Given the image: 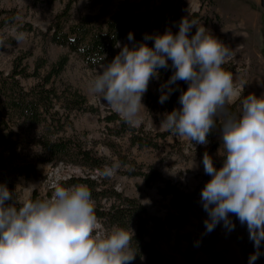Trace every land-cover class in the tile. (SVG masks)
<instances>
[{"label":"rangeland","instance_id":"1","mask_svg":"<svg viewBox=\"0 0 264 264\" xmlns=\"http://www.w3.org/2000/svg\"><path fill=\"white\" fill-rule=\"evenodd\" d=\"M125 0H110L107 6L114 11ZM146 2L147 11L155 10L160 0H128L131 3ZM64 0L45 2L43 0H0V8L12 10L15 18L11 24L4 20L0 23V73L2 76L10 73L12 62L20 55H25L24 62L32 71L37 61L44 65L39 72L43 76L49 70V65L61 57L66 50L54 45L48 39V29L53 16L62 10ZM97 5L89 0H77L72 5V15L88 14L96 11ZM145 7L142 9L144 10ZM157 18V15H156ZM182 18L202 24L211 35L235 52L233 58L222 67L233 74L234 80L246 82L243 96L254 94L264 96V0H185L179 18L174 21L155 20L140 40H128V34L118 41L114 49V57L124 45L132 47L145 43L150 47L151 39L144 37L163 34L171 31L176 34ZM193 27L189 36L195 33ZM167 69L160 68L159 78L151 79L146 93L155 94L166 81L164 77L174 71L171 61ZM102 65L87 68L76 56L69 55L64 70L53 79L52 84L61 92L68 89L77 92L84 98L83 109L71 111L66 120V111L59 108L62 129L55 123L46 131L40 127H22L23 134L18 149L13 155L0 148V184L5 185L8 179L13 180L14 199L23 195V188L29 184L37 185L34 192L36 199H47L51 195L50 184L59 179L65 181L71 176L89 175L91 178L106 177V182L123 194L138 200L147 213L155 218H165L174 213L169 204V196L159 194L163 182L174 184L185 194H193L195 203L188 210L187 223L178 231L162 237L157 242L159 261L157 264H249V256L256 251L249 239L246 224H241L236 216L230 214L234 229L229 231L223 222L217 224L213 231L208 232L204 221L208 219L207 212L202 207L201 189L211 177L204 172L202 159L207 153L214 167L219 169L223 164V148L221 133H214L207 138L206 144L190 143L172 133L160 128L164 114L168 113L160 102L146 103V93L142 97L145 106L141 130L150 146L138 148L129 140V134L116 136L112 129L116 123L106 122V117L113 112L101 100L90 96L86 90L87 82ZM104 66V65H103ZM20 84L30 89L37 81L34 77L19 79ZM188 87V85H187ZM60 106V105H59ZM58 107V106H57ZM181 107L179 99L172 108ZM239 102L231 106L233 112L238 111ZM116 114V113H115ZM64 119V120H63ZM43 133L50 139L69 138L81 143L104 159L103 171L112 168L111 176L101 175L102 172L89 170L71 164H50L37 162L39 148L32 144L34 134ZM164 135V136H162ZM194 165L192 166V163ZM33 167L29 175L19 174L23 167ZM154 170L158 177L148 186L139 176L128 174V171ZM33 193V194H34ZM32 194V195H33ZM186 208V205H184ZM190 236L188 242L175 235ZM130 264H148L143 257L134 259ZM254 264H264V241L259 248V256Z\"/></svg>","mask_w":264,"mask_h":264},{"label":"clouds","instance_id":"2","mask_svg":"<svg viewBox=\"0 0 264 264\" xmlns=\"http://www.w3.org/2000/svg\"><path fill=\"white\" fill-rule=\"evenodd\" d=\"M195 33L189 36L191 29ZM153 46L124 45L102 71L87 82L86 90L101 100L127 125L139 127L146 110L142 97L160 68L174 69L161 85L159 102L172 91L169 85L184 81L179 109L165 113L160 128L190 143L206 144L209 133L219 127L223 164L217 169L205 153V174L211 179L201 189L204 221L208 232L223 222L231 231L230 214L246 224L256 249L249 264L259 256L264 241V96L242 95L246 82L237 83L222 65L235 52L196 21L182 18L176 34L154 36ZM128 40H133L132 33ZM239 102L236 112L231 106ZM194 162L192 163V166ZM113 169L105 170L111 176ZM23 188L14 199L0 184V264H130L134 232L119 226L106 228L95 214L90 189L85 184L65 186L59 179L50 184L47 199H33L37 185ZM13 200L14 203L6 204Z\"/></svg>","mask_w":264,"mask_h":264},{"label":"trees","instance_id":"3","mask_svg":"<svg viewBox=\"0 0 264 264\" xmlns=\"http://www.w3.org/2000/svg\"><path fill=\"white\" fill-rule=\"evenodd\" d=\"M43 1L47 3L54 0ZM76 1L64 0L62 10L53 16L50 23L49 41L64 48L66 52L49 65L45 75L42 76L39 72L44 65L42 61H37L34 69L29 71L24 62L25 55H20L13 60L9 74L3 77L0 73V148L11 155L16 152L19 141L23 139L21 135L24 125L40 127L47 131L56 123L62 129L61 118L55 117L60 114L59 108L65 109L66 120L71 111L83 109L84 98L80 94L68 89L60 92L52 84L53 79L64 70L69 55L80 58L87 68L93 69L97 65L107 66L114 58L113 51L116 44L128 33H132L134 41L137 42L143 38V34L151 24L155 23V20H177L185 5V0H160L157 8L150 12L146 10L144 1L135 4L125 0L114 11H109L107 6L110 0H89L93 5H97L96 11L75 17L71 11ZM143 7H145L144 10ZM14 18L12 10L0 8V23L6 20L12 24ZM153 43V41L150 43V47ZM171 75L172 72H169L164 77L166 82ZM30 77H35L37 81L33 87L26 89L20 84L19 79ZM169 87L172 91L162 105L165 110L171 112L173 103L179 99L181 92L187 89V83L178 80ZM145 96L147 104H154L159 102L160 91L155 94L148 92ZM106 122L116 123L115 128L111 130L112 133L116 136L128 133L129 140L138 148L151 145L146 142V137L140 129L127 125L117 114H109ZM214 133H221L219 127L213 129L207 138ZM32 144L39 148L37 162L77 165L100 171L101 175H104V159L81 143L66 137L50 139L43 133H36L32 136ZM32 171L33 167L29 165L23 167L19 174L23 173L27 176ZM128 174L139 176L147 186L158 177V173L151 169L128 171ZM106 179V177L100 178L99 175L96 178H91L89 175L71 176L62 183L65 186L87 185L99 221L109 229L113 226L130 228L134 232L131 247L136 253L135 259L144 256L148 264H157L159 261L157 242L160 238L168 236L173 229L178 231L187 223L188 210L195 203L193 194H185L174 184L163 182V187L159 188L158 192L162 196H169V204L174 209V213L168 214L165 218H155L147 213L138 200L123 196L112 184L106 182ZM5 185L9 192L15 193L12 179H8ZM32 198L36 199L35 193ZM12 203H14L13 200L6 201V204ZM175 238L176 240L182 238L188 242L191 240L190 236H179L178 233Z\"/></svg>","mask_w":264,"mask_h":264}]
</instances>
